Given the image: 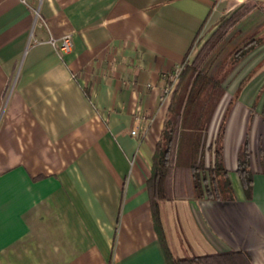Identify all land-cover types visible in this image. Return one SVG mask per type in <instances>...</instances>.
Masks as SVG:
<instances>
[{
	"label": "crops",
	"instance_id": "0c3cea01",
	"mask_svg": "<svg viewBox=\"0 0 264 264\" xmlns=\"http://www.w3.org/2000/svg\"><path fill=\"white\" fill-rule=\"evenodd\" d=\"M242 3L264 11V0H0V264H168L147 189L163 89ZM65 33L60 55L48 39ZM253 37L206 139L222 122L232 197L161 200L173 256L264 264V24L235 37L213 72ZM245 144L248 194L236 170Z\"/></svg>",
	"mask_w": 264,
	"mask_h": 264
},
{
	"label": "trees",
	"instance_id": "16d2710c",
	"mask_svg": "<svg viewBox=\"0 0 264 264\" xmlns=\"http://www.w3.org/2000/svg\"><path fill=\"white\" fill-rule=\"evenodd\" d=\"M254 7V4L242 3L219 21L199 44L194 55L183 61L178 80L170 93L167 113L153 153L151 174L147 180L154 224L168 264H239L236 257L238 253L233 251L189 257L173 256L163 234L159 202L169 197H232L227 170L222 163L223 123L215 139L208 144L207 132L214 111L225 93L223 82L231 66L260 40L256 37L249 40L234 53L229 64L220 63L214 72L208 71L205 64ZM207 151L212 154L209 163L205 162ZM236 170L248 194L253 172L246 144L239 153Z\"/></svg>",
	"mask_w": 264,
	"mask_h": 264
},
{
	"label": "rangeland",
	"instance_id": "374dc122",
	"mask_svg": "<svg viewBox=\"0 0 264 264\" xmlns=\"http://www.w3.org/2000/svg\"><path fill=\"white\" fill-rule=\"evenodd\" d=\"M262 24H264V11L261 7H257L255 5L254 9L249 14H247V16L243 18V20L233 29L235 31L232 32L233 31L232 30L231 31L232 33L230 32L228 35L229 37H226L222 41V43L217 47L215 52L208 59L206 63L207 65L205 64L206 69L212 72L213 68L215 67V64H217L216 62H218L221 58H223V56L228 51V49L232 46L234 41H236L235 40L236 38L243 36L245 33L251 31L252 29H254V31L258 30L259 28L261 29Z\"/></svg>",
	"mask_w": 264,
	"mask_h": 264
},
{
	"label": "built area",
	"instance_id": "2783aa9c",
	"mask_svg": "<svg viewBox=\"0 0 264 264\" xmlns=\"http://www.w3.org/2000/svg\"><path fill=\"white\" fill-rule=\"evenodd\" d=\"M48 41L57 50V52L60 55L68 53L72 48V35H71V33H65V34L61 35L60 37L51 36L48 39ZM182 66H183V62L178 63L177 65L174 66L173 70L170 72V74L168 76L169 83L163 89V95L167 96L171 93L172 89L174 88V86L178 80V76H179V73L182 69ZM131 133L135 134L136 130L132 129Z\"/></svg>",
	"mask_w": 264,
	"mask_h": 264
}]
</instances>
